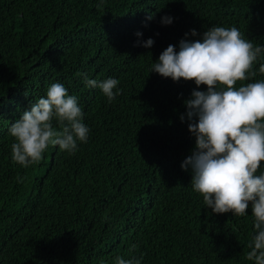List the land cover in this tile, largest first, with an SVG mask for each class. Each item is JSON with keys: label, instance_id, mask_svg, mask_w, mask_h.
<instances>
[{"label": "trees", "instance_id": "16d2710c", "mask_svg": "<svg viewBox=\"0 0 264 264\" xmlns=\"http://www.w3.org/2000/svg\"><path fill=\"white\" fill-rule=\"evenodd\" d=\"M214 26L264 45V0H0V264H254L251 209L213 214L181 167L195 82L151 73L169 45ZM261 64L233 87L264 80ZM77 73L116 78L121 94L110 103ZM56 82L78 96L89 140L22 167L9 127Z\"/></svg>", "mask_w": 264, "mask_h": 264}, {"label": "clouds", "instance_id": "9594fccd", "mask_svg": "<svg viewBox=\"0 0 264 264\" xmlns=\"http://www.w3.org/2000/svg\"><path fill=\"white\" fill-rule=\"evenodd\" d=\"M173 22L172 16L161 18L163 26ZM189 35L196 37L198 33L195 29L186 33L178 50L169 45L151 68V73L174 82L182 78L196 85L184 102L186 115L180 117L182 122H189L195 146L181 167L191 170L192 188L202 195L213 214L247 216L251 209L254 233L247 259L264 264V80L233 87L237 81L256 75L253 65L264 59V45H254L234 26L211 27L196 40L188 39ZM153 44L154 39L148 38L142 46L151 48ZM259 71L264 73V64ZM77 75L86 87L100 89L110 103L121 94L116 78ZM201 85H206V90H199ZM84 117L78 96L69 94L63 83H53L45 96L32 102L10 125L12 159L27 168L43 158L49 145L74 154L90 137ZM54 122L61 126L59 130ZM142 259L118 256L115 264H142Z\"/></svg>", "mask_w": 264, "mask_h": 264}]
</instances>
